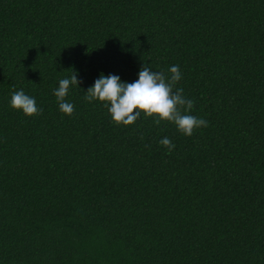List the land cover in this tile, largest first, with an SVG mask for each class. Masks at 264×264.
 I'll list each match as a JSON object with an SVG mask.
<instances>
[{"label": "trees", "instance_id": "1", "mask_svg": "<svg viewBox=\"0 0 264 264\" xmlns=\"http://www.w3.org/2000/svg\"><path fill=\"white\" fill-rule=\"evenodd\" d=\"M144 64L178 65L208 126L85 102ZM0 264H264V0H0Z\"/></svg>", "mask_w": 264, "mask_h": 264}, {"label": "clouds", "instance_id": "2", "mask_svg": "<svg viewBox=\"0 0 264 264\" xmlns=\"http://www.w3.org/2000/svg\"><path fill=\"white\" fill-rule=\"evenodd\" d=\"M182 79L178 65H173L168 72L153 71L144 64L134 82H122L118 75H100L85 92L86 103L101 102L111 116L114 125L129 126L143 114L145 118H153L159 126L161 122L172 123L178 132L191 136L195 129L207 127L208 122L190 114L194 101L184 95L183 88L177 87ZM80 81L73 72L70 78L59 80V85L53 90V95L59 111L71 116L74 105L66 101V96L72 86H78ZM10 107L22 111L25 116L31 117L41 114L43 109L38 108L34 97L26 95L21 89L11 95ZM169 153L175 148L172 141L164 137L158 141Z\"/></svg>", "mask_w": 264, "mask_h": 264}]
</instances>
